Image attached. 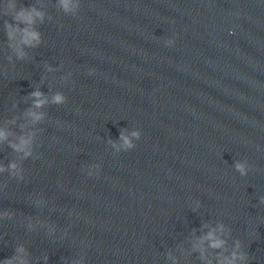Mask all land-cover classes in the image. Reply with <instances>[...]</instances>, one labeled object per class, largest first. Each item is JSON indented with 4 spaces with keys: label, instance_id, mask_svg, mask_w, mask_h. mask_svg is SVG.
<instances>
[{
    "label": "water",
    "instance_id": "95a60500",
    "mask_svg": "<svg viewBox=\"0 0 264 264\" xmlns=\"http://www.w3.org/2000/svg\"><path fill=\"white\" fill-rule=\"evenodd\" d=\"M79 3L0 0V261L264 264V0Z\"/></svg>",
    "mask_w": 264,
    "mask_h": 264
},
{
    "label": "clouds",
    "instance_id": "9594fccd",
    "mask_svg": "<svg viewBox=\"0 0 264 264\" xmlns=\"http://www.w3.org/2000/svg\"><path fill=\"white\" fill-rule=\"evenodd\" d=\"M60 6L64 13L66 14H76L79 11L80 8V3L79 0H76L74 3L73 0H59ZM9 7H14L13 4H10ZM35 18H39L43 20V13L40 11H37L34 7L31 8L30 10H25L21 9L16 16L14 17L15 20L17 21H24L28 24H33L35 22ZM6 27L9 29V36L11 37L12 35V25L8 24L6 22ZM231 34V33H230ZM41 42V37L38 31L34 29H24V38H23V43L29 47H36L40 44ZM165 43L168 46H171L174 44V40L168 39L165 41ZM25 53L23 51H18V58H23ZM49 71H51V68H49ZM70 75V74H69ZM67 79V77L65 78ZM32 97H34V107L40 108L42 107L45 103H47L46 98L44 97V94L39 91H33L30 94ZM66 96L63 93L57 92L53 97H52V102L56 105H62L66 103ZM28 116L32 117L33 122H38L41 119H43V114L42 113H36L34 111H28L26 113ZM6 133L4 131H0V141L6 139ZM141 136V132L139 130L132 131L130 135L125 134L124 131H121L119 135V140L121 143L117 144L114 141H110L112 144V147L115 148L118 152L120 151H128L133 149L136 145L134 143V140H139ZM14 150L18 152H23V155L25 158L29 157L32 155L31 152V137L28 139L21 138L19 144H11L10 145ZM235 169L240 173L241 176H246L248 174V166L246 162H236L235 163ZM99 166L93 165L92 168L98 169ZM9 168L12 170V174L16 176H20V171L17 169L16 163H10ZM5 169L0 166V172H3ZM93 174L92 170H89L88 175L91 176ZM22 179V176L20 177ZM261 203H264V198H261ZM221 228H223V225H221ZM208 239L213 240V247H220L223 245L224 241L218 240L214 238V234L212 232L208 233ZM240 247L239 242H237V248ZM24 249L18 248V252H22ZM240 259L241 261H247L248 260V255L247 253H240L239 255L234 252L233 257L231 260L227 261V264H235L236 259ZM15 258H8L3 261H0V264H13V260ZM21 264H24L22 261Z\"/></svg>",
    "mask_w": 264,
    "mask_h": 264
}]
</instances>
